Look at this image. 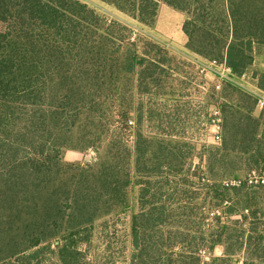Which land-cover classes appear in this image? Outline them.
Segmentation results:
<instances>
[{"label":"trees","instance_id":"obj_1","mask_svg":"<svg viewBox=\"0 0 264 264\" xmlns=\"http://www.w3.org/2000/svg\"><path fill=\"white\" fill-rule=\"evenodd\" d=\"M103 1L148 26L156 22L160 1L186 12L187 48L211 59L227 57L236 73L244 72L254 59L252 42H264V12L249 11L241 0L229 4L228 0ZM0 23L4 24L0 30V264H48L38 249L53 241L65 262L67 255H82L78 244L85 241L89 227L122 203L124 188L130 184V157L134 155L139 172L147 171L149 139L139 133L132 154L116 138L92 165L65 163L63 150L94 146V138L98 141L94 131L100 128L88 119L91 125L86 130L87 124L81 122L87 116L101 119L104 109L111 121L120 80L126 84L119 106L129 108L134 75L143 82L150 77L146 67L138 68L146 59L137 56L131 35L116 34L115 23L106 24L80 0H0ZM262 78L264 87V74ZM120 115L127 123L128 112ZM234 126L240 138L232 150L248 155L256 168L264 169V140L258 144L257 156L253 153L258 123L254 122L250 135L241 119ZM75 128L84 131L78 144L72 140ZM119 156L125 161L123 180L118 178ZM166 204L140 202V211L133 216L135 252L130 264H201V249L213 250L215 240L208 246L195 244L197 253L175 251L181 239L177 208ZM230 255L227 251L212 263ZM259 259L257 263L246 259L243 264H264Z\"/></svg>","mask_w":264,"mask_h":264},{"label":"rangeland","instance_id":"obj_2","mask_svg":"<svg viewBox=\"0 0 264 264\" xmlns=\"http://www.w3.org/2000/svg\"><path fill=\"white\" fill-rule=\"evenodd\" d=\"M80 1L95 9L106 24L115 23L112 28L116 34L131 35L137 56L146 59L145 65L138 68L146 67L150 77L143 82L138 74L134 75L128 109L119 106L126 84L120 80L111 121L106 118L107 109L101 119L83 116L85 122L81 125L87 124L86 130L91 125L86 123L88 119L100 128H93L98 141L94 138L93 147L81 144V148H64L63 161L92 165L98 161L102 149H108L116 138L129 146L133 154L142 133L149 139L146 152L149 167L139 172L134 155L130 157L127 167L130 184L124 188L122 203L89 227L83 235L85 241L78 244L82 255H67L66 261H62L55 241L40 246L41 255L49 259L48 264H130L135 252L133 216L139 213L140 202H167L169 207L177 208L181 239L175 251L197 253L195 244L208 246L215 240L212 251L201 249V264H243L246 259L257 263L261 257L264 260V169L262 165L256 168L248 155L232 150L240 138L234 126L239 119L244 123L246 135L251 134L255 121L259 125L253 152L256 156L258 144L264 140V110H259L254 101L257 92H264V42H252L254 59L245 68L246 76H240L243 72L236 73L232 82L225 81L217 89L218 75L224 70L221 64L227 62V57L211 59L187 50L157 31L156 22L148 26L103 0ZM241 1L251 12H264V0ZM161 4L166 3L160 1L159 7ZM181 12L186 19V12ZM2 29L4 24L0 23ZM195 59L207 67L204 73L198 71ZM123 111L128 112L127 123L118 116ZM219 119L222 134L221 139H216ZM74 131L72 140L78 144L80 141L76 140L84 131L82 128ZM174 153L178 154L177 159ZM119 157L118 178L122 179L125 161ZM158 162L161 165L157 168ZM231 180H240L241 184L226 185ZM143 188L147 189L142 191ZM156 188L158 193L152 195ZM227 251L231 253L227 260L212 263V259L224 257Z\"/></svg>","mask_w":264,"mask_h":264},{"label":"crops","instance_id":"obj_3","mask_svg":"<svg viewBox=\"0 0 264 264\" xmlns=\"http://www.w3.org/2000/svg\"><path fill=\"white\" fill-rule=\"evenodd\" d=\"M184 20V14L181 11L169 5L161 4L158 9L155 29L189 50L186 46L188 36L183 30Z\"/></svg>","mask_w":264,"mask_h":264},{"label":"built area","instance_id":"obj_4","mask_svg":"<svg viewBox=\"0 0 264 264\" xmlns=\"http://www.w3.org/2000/svg\"><path fill=\"white\" fill-rule=\"evenodd\" d=\"M195 64L198 67V71L201 73H204V71L207 69V67L198 59H195ZM222 67L224 68L223 72H220L218 75V81L216 83V88L217 89H221L223 83L225 81L227 82H232L235 77H237L236 72L233 70V68L226 62L224 61L222 64ZM241 77H245L246 76V72H243L241 75ZM255 106L259 109V110H264V92L261 91L260 93H256L255 95ZM220 119L218 120L217 123V134H216V139H221V134H222V127L223 125L221 124V122H219ZM264 182V179H263ZM226 185H240L241 181L240 180H231L230 182H225Z\"/></svg>","mask_w":264,"mask_h":264}]
</instances>
